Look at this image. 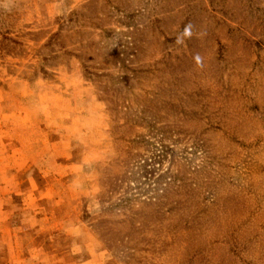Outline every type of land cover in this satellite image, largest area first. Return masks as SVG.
Segmentation results:
<instances>
[{
	"label": "rangeland",
	"instance_id": "rangeland-1",
	"mask_svg": "<svg viewBox=\"0 0 264 264\" xmlns=\"http://www.w3.org/2000/svg\"><path fill=\"white\" fill-rule=\"evenodd\" d=\"M0 264H264V0H0Z\"/></svg>",
	"mask_w": 264,
	"mask_h": 264
},
{
	"label": "clouds",
	"instance_id": "clouds-1",
	"mask_svg": "<svg viewBox=\"0 0 264 264\" xmlns=\"http://www.w3.org/2000/svg\"><path fill=\"white\" fill-rule=\"evenodd\" d=\"M192 35L191 26H186L183 32L177 37L176 43L183 44L185 38H190ZM195 61L197 64H200L201 58L199 56L195 57Z\"/></svg>",
	"mask_w": 264,
	"mask_h": 264
}]
</instances>
